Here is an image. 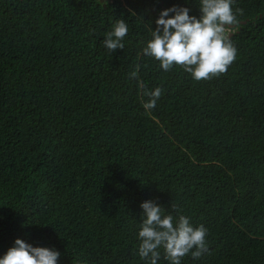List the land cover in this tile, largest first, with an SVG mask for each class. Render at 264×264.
Masks as SVG:
<instances>
[{"label": "trees", "instance_id": "1", "mask_svg": "<svg viewBox=\"0 0 264 264\" xmlns=\"http://www.w3.org/2000/svg\"><path fill=\"white\" fill-rule=\"evenodd\" d=\"M108 1L0 0V254L21 238L58 264H144L139 204L157 199L208 229L182 264H264V0H234L235 58L200 81L141 53L184 0ZM140 84L161 88L150 115Z\"/></svg>", "mask_w": 264, "mask_h": 264}, {"label": "clouds", "instance_id": "2", "mask_svg": "<svg viewBox=\"0 0 264 264\" xmlns=\"http://www.w3.org/2000/svg\"><path fill=\"white\" fill-rule=\"evenodd\" d=\"M108 0H104L106 4ZM197 15L183 4H171L158 12L154 27L148 25L150 38L141 48L145 57L158 62L167 72L174 66L190 74L195 81L207 80L224 73L234 60L237 49L229 30L237 24L239 9L233 10L234 0H197ZM129 28L126 21L117 18L109 30L103 33L101 43L113 53L124 48V37ZM137 73H130L135 78ZM142 102L145 114L151 113L162 92L159 86L147 89L143 84ZM141 213L136 231V254L144 264H159L161 259L168 264H182V259L191 255L197 258L206 250L208 229L203 224L194 225L189 216L172 211L157 202L146 199L139 204ZM60 252L54 247L33 246L16 238L12 246L0 254V264H58Z\"/></svg>", "mask_w": 264, "mask_h": 264}, {"label": "water", "instance_id": "3", "mask_svg": "<svg viewBox=\"0 0 264 264\" xmlns=\"http://www.w3.org/2000/svg\"><path fill=\"white\" fill-rule=\"evenodd\" d=\"M241 24V26H245L246 24H247V22H242V23H240ZM235 26H232L231 27V29H233Z\"/></svg>", "mask_w": 264, "mask_h": 264}, {"label": "rangeland", "instance_id": "4", "mask_svg": "<svg viewBox=\"0 0 264 264\" xmlns=\"http://www.w3.org/2000/svg\"><path fill=\"white\" fill-rule=\"evenodd\" d=\"M107 3H109V1H108ZM107 3L104 5V8H106V6H107ZM229 32H230V33H232V32H233V30H229Z\"/></svg>", "mask_w": 264, "mask_h": 264}, {"label": "bare ground", "instance_id": "5", "mask_svg": "<svg viewBox=\"0 0 264 264\" xmlns=\"http://www.w3.org/2000/svg\"><path fill=\"white\" fill-rule=\"evenodd\" d=\"M101 2H103L104 0H100Z\"/></svg>", "mask_w": 264, "mask_h": 264}]
</instances>
